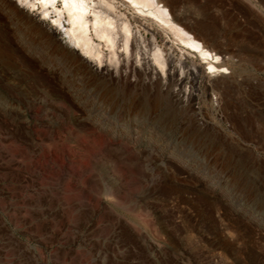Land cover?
<instances>
[{
  "label": "rangeland",
  "instance_id": "obj_1",
  "mask_svg": "<svg viewBox=\"0 0 264 264\" xmlns=\"http://www.w3.org/2000/svg\"><path fill=\"white\" fill-rule=\"evenodd\" d=\"M210 1L166 2L234 56L220 98L107 47L93 71L0 0V264H264V0Z\"/></svg>",
  "mask_w": 264,
  "mask_h": 264
},
{
  "label": "bare ground",
  "instance_id": "obj_2",
  "mask_svg": "<svg viewBox=\"0 0 264 264\" xmlns=\"http://www.w3.org/2000/svg\"><path fill=\"white\" fill-rule=\"evenodd\" d=\"M13 1L40 27L49 23L54 38H67L69 49L85 60L93 71L101 72V47H107L113 59L124 54L130 57L136 55L146 67L142 75L146 77L152 73L155 76L153 82L156 80L155 85L146 80L142 84L145 87L154 85L173 98H179L188 84L203 94L215 93L219 98L230 89L237 88L239 81L234 56L229 50L217 51L215 45L218 41L214 40L215 45H210L201 37L199 31L210 33L211 24L199 21L197 28L186 25L168 8L167 0ZM38 5L43 16L36 19L34 11ZM128 8L138 14L136 21L143 25L146 33L151 32V39H146L139 27L134 29L124 11ZM51 13L55 14V19L50 16ZM160 35L166 39L164 45L158 42ZM101 73L114 75L108 68Z\"/></svg>",
  "mask_w": 264,
  "mask_h": 264
}]
</instances>
